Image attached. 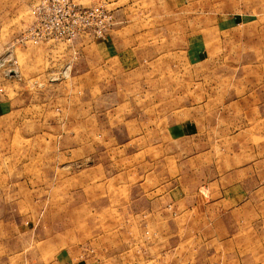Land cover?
Returning <instances> with one entry per match:
<instances>
[{
	"label": "rangeland",
	"instance_id": "1",
	"mask_svg": "<svg viewBox=\"0 0 264 264\" xmlns=\"http://www.w3.org/2000/svg\"><path fill=\"white\" fill-rule=\"evenodd\" d=\"M35 1L0 0V264H49L67 240L100 233L122 234L126 247L130 237L144 241L156 231L151 203L169 204L174 220L178 203L257 199L224 192L213 179L226 154L241 158L230 135L253 139L245 152L264 147V112L225 106L240 103L235 93L246 86L235 79V61L258 58L264 71V31L251 26L262 24L264 0H107L112 18L102 36L83 31L34 43L23 34ZM104 39L125 58H167L166 78L153 80L152 94L120 96L111 79L98 81L93 45ZM129 103L166 105L167 123L183 125L181 137L170 131L166 144H144L163 130L137 127ZM113 105L117 111H105ZM98 166L120 174L104 176Z\"/></svg>",
	"mask_w": 264,
	"mask_h": 264
},
{
	"label": "crops",
	"instance_id": "2",
	"mask_svg": "<svg viewBox=\"0 0 264 264\" xmlns=\"http://www.w3.org/2000/svg\"><path fill=\"white\" fill-rule=\"evenodd\" d=\"M256 15L263 17L262 24L258 21L251 26L256 32L264 31V10L258 11ZM249 26L246 27L247 31ZM93 46L96 50L98 81L111 79L113 91L119 90L117 94L120 96L134 95L136 91L141 90L152 94L153 80L160 79L162 82L167 76V58H125L120 55L116 43L107 39L96 41ZM241 53L244 54V51ZM226 62L233 64V56H227ZM235 62L240 64V71L235 79L245 81L246 86L242 85L240 92L235 93V96L240 97V103L231 98L226 101V110H238L235 107L239 105L241 112H264V71H261V68L259 70L260 60L242 55L241 60ZM250 63L257 64V70L249 68ZM225 76L226 79H234L233 73ZM249 81L252 82L249 84ZM100 83H97L98 93L101 94L102 88V95L107 94L108 92L103 90L106 89L104 82ZM233 95L231 91V97ZM116 108V105H113L105 111H117ZM158 108L159 110H154L149 103H129L126 111L130 113L129 120L132 123L145 128L149 133L153 123H160L163 135L145 136L146 145L166 144L170 139V131L173 133L172 137H181L179 133H182L183 125L167 123L168 107L161 105ZM152 112L158 114L153 115ZM230 136L228 143L241 145V158H234V153L226 154L224 169L215 173L217 177L213 179L214 185L222 186L221 190L228 193H257L256 200L247 198L238 203H234L232 199L212 203H178L179 207L175 206L177 211L174 215L177 217L174 220H171L168 211H165L169 204L151 203L152 219L148 221L151 227L152 223L155 224L156 231L152 232L148 239L139 241L136 237H130L126 247L121 244L122 234L117 238L106 237V234L102 236L101 233L78 240L73 238V241L65 242L64 248L56 249L49 264H118L122 255L127 256L128 264H160L164 260L168 261L167 264H264V147L258 146L256 152L249 153L250 150L254 151L253 148L245 152L246 143L248 145L253 139L243 132L241 136ZM134 139L139 141L137 139L140 138L135 136ZM97 171L104 176L120 174L117 171H108L104 166H98ZM175 221L177 225L174 228L169 226ZM189 254L192 258L187 263L185 257ZM108 258L110 259L107 260Z\"/></svg>",
	"mask_w": 264,
	"mask_h": 264
},
{
	"label": "built area",
	"instance_id": "3",
	"mask_svg": "<svg viewBox=\"0 0 264 264\" xmlns=\"http://www.w3.org/2000/svg\"><path fill=\"white\" fill-rule=\"evenodd\" d=\"M106 3L107 0H94L90 5L78 6L70 0H36L23 38L34 43L69 40L83 31L102 36L112 18ZM1 89L0 86V92Z\"/></svg>",
	"mask_w": 264,
	"mask_h": 264
}]
</instances>
